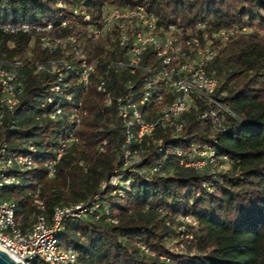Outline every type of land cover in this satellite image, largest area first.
I'll list each match as a JSON object with an SVG mask.
<instances>
[{"label": "trees", "instance_id": "trees-1", "mask_svg": "<svg viewBox=\"0 0 264 264\" xmlns=\"http://www.w3.org/2000/svg\"><path fill=\"white\" fill-rule=\"evenodd\" d=\"M61 1L64 9L57 6L58 0H0V23L57 25L62 19L70 20L71 9L79 5L92 16L103 6L142 5L163 24L192 27L206 22L215 30L240 25L250 32L217 44V56L207 69L217 81L214 99L226 112L217 110L214 117L201 120L199 112L205 105L198 103L182 117L180 133L157 127L141 145H133L140 147L142 168L158 161L165 165L149 180L124 175L121 181L130 179L129 188L107 186L101 191L111 175L122 172L125 133L115 107H105L93 80L83 97L86 114L76 133L79 143L62 156L56 176L47 177L43 164L53 158L67 126L51 121L39 108L51 77L26 72L28 86L12 126L6 121L0 128V143L6 142L11 151L24 153L28 144L37 150L36 167L21 175L22 185L6 186L1 192L2 199L18 204L21 229L31 223L36 193L48 218L57 206L85 203L99 194L98 219L94 215L67 219L57 234L60 245L75 252L81 264H264V0ZM75 31L56 34L75 35ZM31 40L32 35H0V58L24 62L31 54L33 62L63 57L77 61L69 50H42L38 40L29 48ZM81 45L90 59L101 55L102 45L88 41ZM142 113L146 121L152 119L148 107ZM158 142L163 148L160 153ZM204 145L228 159V170L217 175L210 189L203 186L211 179L207 171L182 167L174 155L179 150L186 156L193 147ZM106 208L117 224L106 221ZM159 209L197 222L195 228L186 227L191 238L183 241V254L169 251L167 242H178V233L167 225L172 217L158 213ZM139 245L152 255L141 252Z\"/></svg>", "mask_w": 264, "mask_h": 264}, {"label": "built area", "instance_id": "built-area-1", "mask_svg": "<svg viewBox=\"0 0 264 264\" xmlns=\"http://www.w3.org/2000/svg\"><path fill=\"white\" fill-rule=\"evenodd\" d=\"M57 6L65 8L61 0ZM71 12L70 20L62 19L57 25L52 22L43 25L0 23V35H32L29 48L38 40L42 50H69L77 60L73 63L63 57L33 62L31 54L26 55L24 62L0 58V128L6 121L12 126L28 86L26 72L33 77L50 76L52 82L39 108L51 121L67 126L65 134L58 139L53 158L43 164L47 177L54 178L62 156L79 143L76 133L86 114L83 97L93 80L105 107H115L125 133L122 172L111 175L101 185V191L107 186L129 188L130 179L121 181L124 175L138 174L149 180L165 165L164 161H158L149 168H142L140 147L133 145H141L144 137L152 135L157 127L180 133L184 127L182 117L196 109L198 103L205 105L199 112L201 120L214 117L217 110L226 112L214 99L217 81L207 69L217 56V44H226L249 33V29L233 25L215 30L206 22H198L192 27L163 24L142 5L108 7L107 10L103 6L94 16L83 5L73 7ZM68 29L78 33L57 36L56 33ZM85 41L102 45L101 55L90 59L81 45ZM72 73H75V79L70 78ZM144 107L151 113L149 121L143 117ZM157 145L158 152H162L161 142ZM36 151L35 146L28 144L26 152L18 153L11 151L6 142L0 143V250L21 264H81L75 252L60 245L57 234L64 229L67 219L93 215L98 219L95 213L101 206L99 194L85 203L57 206L48 218L36 193L32 197L35 212L24 229L16 217L18 204L1 198L4 187L22 185L21 175L36 167ZM174 155L182 167L207 171L211 176L203 185L207 189L212 187L218 174L228 170L227 157L218 156L209 145L193 147L186 156L179 150ZM158 213L169 214L173 222L167 220L168 227L178 230L186 239L191 238L186 235V227H197L192 217H173L161 209ZM103 214L107 222L117 224L107 208ZM139 248L144 254L152 255L145 245H139Z\"/></svg>", "mask_w": 264, "mask_h": 264}, {"label": "rangeland", "instance_id": "rangeland-1", "mask_svg": "<svg viewBox=\"0 0 264 264\" xmlns=\"http://www.w3.org/2000/svg\"><path fill=\"white\" fill-rule=\"evenodd\" d=\"M108 9V6H105V10ZM250 32V30H249ZM176 233H178V242L177 240H170L167 242L168 245V249L171 253H176V254H183L184 253V244L183 241H185L186 239L184 237H181V234H179L178 230L176 231ZM189 239V238H188Z\"/></svg>", "mask_w": 264, "mask_h": 264}, {"label": "water", "instance_id": "water-1", "mask_svg": "<svg viewBox=\"0 0 264 264\" xmlns=\"http://www.w3.org/2000/svg\"><path fill=\"white\" fill-rule=\"evenodd\" d=\"M0 264H21L14 262L4 251L0 250Z\"/></svg>", "mask_w": 264, "mask_h": 264}]
</instances>
